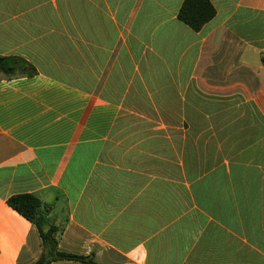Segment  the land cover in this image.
<instances>
[{
  "label": "crops",
  "instance_id": "obj_1",
  "mask_svg": "<svg viewBox=\"0 0 264 264\" xmlns=\"http://www.w3.org/2000/svg\"><path fill=\"white\" fill-rule=\"evenodd\" d=\"M209 1L0 0V264L42 253L27 193L97 264H264V0Z\"/></svg>",
  "mask_w": 264,
  "mask_h": 264
},
{
  "label": "trees",
  "instance_id": "obj_2",
  "mask_svg": "<svg viewBox=\"0 0 264 264\" xmlns=\"http://www.w3.org/2000/svg\"><path fill=\"white\" fill-rule=\"evenodd\" d=\"M216 15V10L209 0H184L179 11V19L194 31H200ZM264 64V55L262 57ZM25 63L14 57L0 55V79H11L17 74L23 75ZM100 95V92H96ZM10 208L28 220L41 238L42 253L34 264H52L56 261H80L97 264L94 256H78L65 253L59 249L60 238L64 228L49 218V211L35 194H17L7 200Z\"/></svg>",
  "mask_w": 264,
  "mask_h": 264
}]
</instances>
